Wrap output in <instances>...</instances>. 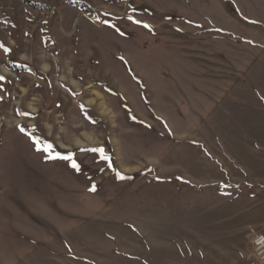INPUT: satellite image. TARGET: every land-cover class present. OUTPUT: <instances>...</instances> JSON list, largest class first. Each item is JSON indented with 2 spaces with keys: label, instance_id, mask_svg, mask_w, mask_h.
<instances>
[{
  "label": "rangeland",
  "instance_id": "obj_1",
  "mask_svg": "<svg viewBox=\"0 0 264 264\" xmlns=\"http://www.w3.org/2000/svg\"><path fill=\"white\" fill-rule=\"evenodd\" d=\"M0 44V264L252 263L264 0H0Z\"/></svg>",
  "mask_w": 264,
  "mask_h": 264
},
{
  "label": "built area",
  "instance_id": "obj_2",
  "mask_svg": "<svg viewBox=\"0 0 264 264\" xmlns=\"http://www.w3.org/2000/svg\"><path fill=\"white\" fill-rule=\"evenodd\" d=\"M246 236L251 247V264H264V235L252 227H247Z\"/></svg>",
  "mask_w": 264,
  "mask_h": 264
},
{
  "label": "bare ground",
  "instance_id": "obj_3",
  "mask_svg": "<svg viewBox=\"0 0 264 264\" xmlns=\"http://www.w3.org/2000/svg\"><path fill=\"white\" fill-rule=\"evenodd\" d=\"M87 88L90 89L89 95H91V97H94V98L97 99L98 106L100 108V112L102 114L108 115L112 119L113 118V112L106 105V103H105L104 98L102 97V95L91 84H89L87 86ZM94 98L92 100L89 99L87 102L90 103V104H94L95 103ZM30 108H31V111L34 110V108H32V105L31 104H30ZM83 133L85 134L84 137L87 140H90L91 139V137H90V135L88 133H86L85 131ZM126 169H129V168H126Z\"/></svg>",
  "mask_w": 264,
  "mask_h": 264
},
{
  "label": "snow or ice",
  "instance_id": "obj_4",
  "mask_svg": "<svg viewBox=\"0 0 264 264\" xmlns=\"http://www.w3.org/2000/svg\"><path fill=\"white\" fill-rule=\"evenodd\" d=\"M129 19H131V17H129ZM134 23L140 24L142 22L139 21V20H136V21H134ZM143 26L146 27V28L149 27L147 24H144ZM0 47H4V45L3 44H0ZM4 51L7 53V52H10L11 49L5 47L4 48ZM3 79H4V77L0 76V80H3ZM0 99H2V97H0ZM51 147H52L51 145H48L47 148L45 149V151H48V149H50ZM90 151L99 152L102 159L108 160V157L104 154V151H103L102 148H100V149L93 148V149H90ZM49 156H51V153L50 152H49ZM63 158L66 159V160L71 161V166L74 169L79 170V165L74 160H72V157L71 156H67V157H63Z\"/></svg>",
  "mask_w": 264,
  "mask_h": 264
}]
</instances>
